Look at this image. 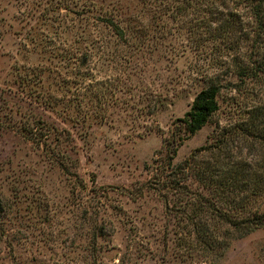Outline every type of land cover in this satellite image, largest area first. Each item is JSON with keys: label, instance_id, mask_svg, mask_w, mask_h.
<instances>
[{"label": "rangeland", "instance_id": "rangeland-1", "mask_svg": "<svg viewBox=\"0 0 264 264\" xmlns=\"http://www.w3.org/2000/svg\"><path fill=\"white\" fill-rule=\"evenodd\" d=\"M165 9L159 0H0V264H264V229L212 261L145 188V164L212 78L219 109L174 161L218 135L229 164L251 160L254 170L262 160L261 145L229 127L264 103V74L237 78L223 51L195 46ZM249 44L238 52L245 63ZM33 122L45 141L21 131Z\"/></svg>", "mask_w": 264, "mask_h": 264}, {"label": "trees", "instance_id": "trees-1", "mask_svg": "<svg viewBox=\"0 0 264 264\" xmlns=\"http://www.w3.org/2000/svg\"><path fill=\"white\" fill-rule=\"evenodd\" d=\"M159 2L166 8L165 12L171 10L168 16L172 20H178L179 26L196 38L195 46L208 42L216 50L223 51L221 53L235 64L237 78L256 79L260 73L264 74V0ZM116 29L122 38V29L118 26ZM248 41H251L248 46L251 50L245 63L238 52L242 43ZM138 42L142 41L134 40L136 47H139ZM219 88L213 78L201 87L189 109L178 119L179 131L163 137L159 149L145 164L149 173L145 188L159 196L165 210L174 214L181 237L186 243L194 244L190 249L203 253L212 261L220 258L233 240L264 229V103L244 106V117L229 127L232 138L246 135L261 145L262 160L254 162V170L251 160L234 158L229 164V148H223L228 142L226 137L219 135L211 146H200L183 160L174 161L183 142L206 125L219 109ZM117 90L113 88L112 96ZM89 93L95 96L93 89ZM89 93L83 91V96ZM90 99L91 104L88 102L77 109L78 114L86 110L83 119L91 113L90 106L96 98ZM95 113L105 118L109 105L104 104ZM21 129L27 132L28 139L45 141L41 127L35 122L29 124L28 130ZM47 133L50 134L49 129ZM209 151L214 159L212 163L205 159Z\"/></svg>", "mask_w": 264, "mask_h": 264}]
</instances>
